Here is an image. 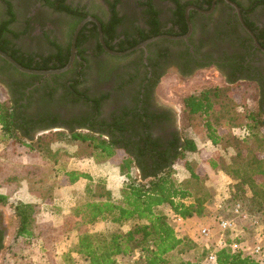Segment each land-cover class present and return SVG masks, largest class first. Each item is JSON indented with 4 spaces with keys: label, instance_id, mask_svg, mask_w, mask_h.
<instances>
[{
    "label": "trees",
    "instance_id": "16d2710c",
    "mask_svg": "<svg viewBox=\"0 0 264 264\" xmlns=\"http://www.w3.org/2000/svg\"><path fill=\"white\" fill-rule=\"evenodd\" d=\"M47 1L57 9L72 14L66 22L69 43L59 50L60 54L50 57L25 54L16 49L12 42L2 44L0 41L3 51L29 68L64 67L70 59L73 34L78 24L87 17L83 8L67 5L65 0ZM172 1L178 8L173 18L168 20L172 22L171 27L159 22L157 13L152 12L150 27H137L134 32L117 30L120 16L115 4L111 5L112 19L105 25L109 30L103 28L107 46L125 51L154 36L185 34L188 31L185 9L191 2ZM8 13L13 19V11ZM91 23L81 29L76 43V47L86 55H89V51L83 40L88 35L86 26ZM6 24L0 36L7 31ZM92 34L95 40L90 50L93 53H105L99 41V31H93ZM260 36H264V29H261ZM163 42L181 44V41L167 38L160 40L159 44ZM163 50V55L170 52L169 48L164 47ZM140 52L143 53V50ZM4 61L10 69L19 72ZM85 61H77L76 64L85 68ZM26 77L30 80L28 83L32 84L40 75ZM72 87L73 84L66 88V94L77 95V89ZM258 87L260 101L257 111L251 110L246 104L236 103L228 88H209L192 93L183 100L189 126H202L212 144L234 149L235 153L229 162L224 160L225 156L220 152L208 154L205 149L198 147L194 138L183 134L177 126L166 132L164 124L169 121L167 113L156 114L144 109V113L131 119H127L125 114H114L96 120L91 126L68 121L66 124H57L55 121L46 122L41 117L34 120L31 116L30 119L22 110H18L17 104L10 98H0L1 132L3 139L9 141L11 146V150H3L0 154V190L3 189L0 191V203L7 204L11 197L18 194L24 182L29 186L30 195L35 198L29 201L22 199L14 207L17 217L16 241L29 248L40 240L43 249L52 253L68 234H77V242L70 246L69 254L66 255L69 264H120L119 256L125 255L134 256V264H205L211 242L201 238L200 245L199 241L181 236L172 220L177 217L191 219L197 215H211L207 203L219 197L227 203H243L248 212L259 216L264 223V92ZM85 95L83 92L77 97L82 99ZM92 98L89 97L92 104L88 106L90 118L93 111H101L98 106L100 98ZM238 105L245 106V109L240 112ZM151 121H155L154 127ZM55 127L64 128V132L57 134L61 139L69 138L79 147L85 145L92 149L90 156L98 162L111 161L121 155L117 165L123 176L121 189L112 190L104 181H96L91 174L79 169H67L63 165L59 167L63 175L57 174L58 168L55 169L52 162L59 165L62 160L59 151L51 145L56 139H47L48 135H45L35 140L33 135L37 130ZM190 153L199 156L195 164L189 157ZM31 156L38 161L32 164L24 161L25 157ZM177 164L187 170V178H178ZM203 164L208 166L204 172L201 171ZM49 167L56 170L55 176L60 174L58 177L61 181L64 176L68 181L52 185L47 180ZM216 172L221 174L222 181L215 180L213 175ZM82 178L90 182L87 186L89 199L70 207L71 212L61 226L42 220L43 206L47 203L56 204L57 189H69ZM58 205L64 207L63 202ZM101 222L119 228L94 231L93 226ZM124 226H128V229L122 230ZM249 237L252 236H231L227 241H242ZM205 241L210 243L207 249ZM187 250H194V256L179 262L173 260V255ZM216 256L214 264H263L250 252L233 251L230 246L218 250Z\"/></svg>",
    "mask_w": 264,
    "mask_h": 264
},
{
    "label": "flooded vegetation",
    "instance_id": "af4514ba",
    "mask_svg": "<svg viewBox=\"0 0 264 264\" xmlns=\"http://www.w3.org/2000/svg\"><path fill=\"white\" fill-rule=\"evenodd\" d=\"M18 1L0 0L3 4V6L0 5V31L8 23L7 31L0 36L2 44L12 42L16 49L22 53L43 54L45 57L58 54L60 49L67 46L69 39L64 34L67 27L66 22L72 17L71 13L57 9L47 0H34L35 5H30V0H22L25 5L27 4L25 7L28 8V14L22 18L20 16L21 5L19 4L21 2L18 3ZM181 1L191 2L185 9L188 23L186 33L190 30V24L191 33L186 40H174L181 41L180 47L183 48L175 52L171 50L169 54L163 55L164 47L159 44L160 40H158L148 44L146 49L136 50L142 57L143 67H139L129 76H106L102 80V84L105 85L104 91L92 98V100L100 98L98 106L101 107V111L98 113L93 111L91 118L88 116V106L92 102L88 100V106L83 110L74 106L77 102L70 99L71 96L66 93L57 96L53 93L34 90V88H45L42 86L41 80L36 81L35 79L32 84H29L30 80L26 76L34 74L10 69L1 57L0 85L5 89L8 98L17 104L15 105L18 110H22L23 114L29 116L30 119L39 120L41 117L46 122L55 121L57 124H66L68 121L74 122V124L86 123V126H91L94 124L93 122L101 120L103 117L109 118L114 114H125L127 119H131L138 116L139 113H144V109H148L152 113L168 114L169 121L164 124L166 132H170L177 126V116L171 106L158 100L156 88L171 65L175 66L173 70L180 76H189L198 68L216 66L229 82L253 79L258 83L263 93L264 36H260V33L261 29H264V23L257 21L255 13L259 7L264 6V0H230L237 5L239 10L227 0ZM76 2L77 0H65L67 5L81 9ZM161 2V0H106V6L102 13L84 9L87 17H95L101 27L100 30L95 21L87 22H92L86 26L88 35L83 40L87 51H90V46L95 40L93 31H99V41L101 31L105 42L103 28L112 19L111 5L113 4L120 16L118 31L128 29L134 32L137 27L149 28L152 12L157 13L159 22L171 27L172 22H168V20L173 18L178 6L172 0H164L168 6L163 8ZM9 11H13V19L8 16ZM191 15L192 20H190ZM106 29L109 30L107 27ZM43 46L49 48L46 53L39 50ZM140 50H143V53ZM136 51L127 55L134 54ZM105 54L112 55L106 51L105 53L86 55L77 48L72 67L64 73L77 72L78 76H81L84 68L77 66V61L81 62L85 59L86 67L92 55ZM75 91L78 93L77 95H83V92ZM86 98L88 99L85 95ZM31 116L33 117L31 118ZM153 122L151 121V124L154 127ZM155 130L156 128H154ZM9 238L8 227L4 225L0 213V264H3V254Z\"/></svg>",
    "mask_w": 264,
    "mask_h": 264
},
{
    "label": "rangeland",
    "instance_id": "374dc122",
    "mask_svg": "<svg viewBox=\"0 0 264 264\" xmlns=\"http://www.w3.org/2000/svg\"><path fill=\"white\" fill-rule=\"evenodd\" d=\"M19 1L21 3H19ZM18 3L21 5L20 16L23 18L28 14V8L25 7V3L22 0H19ZM163 8L168 6L167 2L161 0ZM17 2V0H16ZM80 5L81 8L94 11L97 13L104 12L106 0H77L76 2ZM36 2L34 0H30V5H35ZM0 5L3 4L0 2ZM24 6V7H22ZM255 18L257 21L264 23V6L259 7L255 13ZM17 28H19L17 26ZM67 28V27H66ZM67 34V29L65 31V37ZM161 45L165 48H169V50L179 51L183 47H180V44H172L169 42H163ZM43 53H46L49 48L48 46H43L39 49ZM89 55L92 52L90 50L87 52ZM142 57L139 52H136L131 55L124 56H115V55H100L94 56L92 55L89 60V64L84 68L83 74L78 76L77 72H69L63 73L59 75H51V76H40L36 79V81L41 80L42 86L41 90L47 93H53L57 96L64 95L66 92V88H69V85L73 84L75 89L80 92H85L86 98H78L76 94L71 95L70 99L75 100L77 103L74 104L78 108L85 109L88 106L89 97H94L97 94L102 93L104 90V86L102 84V80L109 75L113 76H129L133 74L139 67H143ZM175 66H169V71L165 73L159 84L156 88V93L158 96V100L168 106L175 111L177 116V127L178 129L190 138H194L198 147L205 149L208 154H212L214 152L222 153L226 162L230 161L231 156L235 153L233 148H225L220 146H216L210 142H208L207 131L202 127L198 126L197 128L189 126V120L184 112V104L183 100L186 96L192 93H199L203 90L209 88H225L229 89L230 94L234 96L235 102L238 104H246L248 108L253 111H257L259 109V101H260V90L258 87V83L252 79L249 80H236L234 82H229L227 78L220 72V70L216 66H206L204 68H198L189 76H180L178 75L174 69ZM83 76V77H82ZM70 82V83H69ZM0 98L6 99L8 95L6 94L3 86L0 85ZM238 105V109L242 112L245 109V106ZM198 123V121H197ZM64 132V128L55 127L45 130H37L33 135L34 139L37 140L41 136L48 135L47 139H56L52 142V148L54 150H58L61 157V162L59 165L53 164L55 169L58 168L57 174L60 173L63 175L62 171L59 169L60 166H64L67 169H79L87 172L93 176L96 181L102 180L108 186L112 188L119 186L123 180L120 174L117 171L118 163L121 161V155H118L116 158L111 161L98 162L94 157L90 155L93 153L92 149L83 145L79 147L75 142H72L69 138L61 139L58 133ZM45 142V140H44ZM43 142V143H44ZM11 150V146L9 145V141L3 139L0 125V154L3 150ZM189 157L191 161L195 164L199 161V156L194 153H190ZM25 162L30 164L38 161L36 157H25ZM10 164H13L10 162ZM177 172L178 178H184L185 168L181 164H177ZM208 169V166L202 165L201 171L204 172ZM50 174L47 176L48 182L55 183L68 181L66 176H62L63 180L55 176L56 170L52 167H49ZM59 171V172H58ZM215 180L222 181L223 177L219 172L213 175ZM89 181H82L79 183V187H76L72 191L67 188H60L56 191V204L50 205L47 203L43 206L42 211V220L52 221L54 225L61 226L63 225L65 213H63V209L65 207H61L58 205L63 202L67 204L68 207H74L77 204H81L89 199V195L87 194V186L89 185ZM53 185V184H52ZM3 190V189H2ZM0 190V191H2ZM34 200L35 198L30 195L29 186H27L26 182H24L21 188L18 191V194L11 197L7 204L0 203V213L2 214V221L4 225L8 227L10 238L8 239V245L5 248L3 254V264H69L67 261L66 255L69 254L70 246L74 245L77 240V234H68L67 238H64L61 242L56 245L55 252L49 253L45 249H43V243L40 240H37L32 244L29 248L24 247L22 242H17L15 239L16 228H17V217L15 214L14 207L16 203L21 200ZM212 198L209 201L208 209L212 210L213 207ZM72 204V205H71ZM58 208H61L58 210ZM201 216H194L188 221L184 223H178L175 220L173 221L174 226L176 227L178 233L181 236H187L188 238L199 241L201 245V237L198 233L199 222L201 221ZM118 226L107 223H99L97 226H93L94 231L101 230H112L118 229ZM122 230H127L128 226H124L121 228ZM249 236V235H248ZM252 237L247 239V243H251ZM204 246L206 249L210 245L209 242L205 241ZM187 248V246L185 247ZM184 248V249H185ZM195 251H185L182 253H178L173 255V260L175 262H179L180 260H184L186 258H190L194 256ZM197 253L200 250H196ZM118 261L120 264H134V256H119ZM80 262V260H79Z\"/></svg>",
    "mask_w": 264,
    "mask_h": 264
},
{
    "label": "built area",
    "instance_id": "2783aa9c",
    "mask_svg": "<svg viewBox=\"0 0 264 264\" xmlns=\"http://www.w3.org/2000/svg\"><path fill=\"white\" fill-rule=\"evenodd\" d=\"M211 215L202 217L199 222V236L211 242V250L205 259V264L216 262V252L230 246L233 251H247L257 256L264 264V223L260 217L248 212L243 203H227L221 198L213 200ZM190 219L177 217L178 223H184ZM251 235L253 240L248 244L247 240L228 242V237Z\"/></svg>",
    "mask_w": 264,
    "mask_h": 264
},
{
    "label": "water",
    "instance_id": "95a60500",
    "mask_svg": "<svg viewBox=\"0 0 264 264\" xmlns=\"http://www.w3.org/2000/svg\"><path fill=\"white\" fill-rule=\"evenodd\" d=\"M227 1L237 7V5L235 3L231 2L230 0H227ZM237 9H238V7H237ZM88 21H95L98 23V25L100 27V22L95 17H92V16L86 17L85 19H83L78 24V26H77L74 34H73V38H72L71 57L69 59V62L64 67L52 68V69L29 68V67H26V66H23L22 64H20L16 59H14L11 55H9L5 51H3L1 48H0V57L3 58L4 60H6L7 62H9L17 70H19L20 72H23V73L34 74V75H55V74L64 73L67 70H69L73 65V62L75 60V53L77 52V47H76L77 37H78L81 29L83 28V26ZM100 30H101V27H100ZM190 33H191V24H190V30L186 34H183V35L162 34V35L154 36V37L149 38V39L141 42L140 44H138V45H136V46H134L128 50H125V51H117V50H113V49L109 48L106 45V43L104 42L103 35H102L101 31H100V41H101L102 46L106 52H108L112 55H116V56H124V55L130 54V53H132L136 50H139V49H146L148 44L155 42V41H158V40H161V39L167 38V39H172V40H186L188 38V36L190 35Z\"/></svg>",
    "mask_w": 264,
    "mask_h": 264
},
{
    "label": "crops",
    "instance_id": "0c3cea01",
    "mask_svg": "<svg viewBox=\"0 0 264 264\" xmlns=\"http://www.w3.org/2000/svg\"><path fill=\"white\" fill-rule=\"evenodd\" d=\"M208 142H210V143H212L211 141H208ZM117 168V171H118V173L120 174V176L122 177V179H123V176L121 175V173H120V169H119V167H116ZM177 168V167H176ZM83 171V170H82ZM184 174V178H187L188 176H189V174H188V172H187V170H185V173H183ZM86 179H84V178H82V179H80L76 184H74V185H72V186H70L69 187V189H74V188H76V187H79L78 185H79V183H82V181H85ZM122 182L121 183H119V186H118V184H117V186H115V187H111V186H108L110 189H112V190H116V189H121V187H122V183H123V180H121ZM72 205V204H71ZM209 205V202L207 203V206ZM63 206L65 207L64 209H63V213H65V215L67 216V215H69L70 214V212H71V208L70 207H68V205L67 204H64L63 203ZM58 210H60V208H58ZM65 216V217H66ZM99 224V223H98Z\"/></svg>",
    "mask_w": 264,
    "mask_h": 264
}]
</instances>
